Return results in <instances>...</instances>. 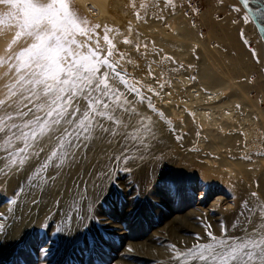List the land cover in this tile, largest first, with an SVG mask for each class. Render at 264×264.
Segmentation results:
<instances>
[{"label":"snow or ice","instance_id":"1","mask_svg":"<svg viewBox=\"0 0 264 264\" xmlns=\"http://www.w3.org/2000/svg\"><path fill=\"white\" fill-rule=\"evenodd\" d=\"M164 3L174 13V0ZM219 3L223 6L224 0ZM242 3L253 12L251 19H255L256 12L248 7L250 0ZM259 3L264 5V0ZM0 6L6 9L0 16V29L11 30V39L0 54V173L6 177L25 173L24 184L14 190L16 198L9 200V204L17 205L20 197H30L31 204L38 206L43 196L55 188L54 219L63 226L54 232L63 234L72 253L99 255L109 242L104 233H91L92 224L99 222L103 214L100 209L110 196L125 194L128 184L121 181L127 180L133 168L138 176L137 186L126 193L127 198L139 204L142 198L155 195L159 180L154 181L149 174L146 164L150 160L146 157L156 158L157 136L148 113L158 118L164 113L156 108L151 97H161L165 84L171 86L166 73L178 72L184 65L150 41V51L159 59L146 60L147 72L157 90L133 77L124 67L121 61L136 69L140 66L126 53L118 52L109 36L113 29L107 25L102 30L108 47L106 50L101 47L97 31L101 25L82 17L74 7V0H0ZM229 8L230 14H240L239 8L232 5ZM194 11L198 13L199 9ZM258 11L264 17V7ZM136 18L142 20L144 16L137 12ZM241 22L249 23V16L231 20L233 25ZM261 31L264 32V27ZM238 36L252 59L264 64L243 29ZM139 37L140 33H136L135 41L125 37L123 43L133 45L146 59L148 43H142ZM141 47L146 51L141 52ZM117 55L119 59L115 58ZM168 64L173 67H166ZM97 142L106 145L101 149L103 163L100 156L95 163L89 156ZM257 155L264 156V151ZM242 158L251 160L248 155ZM33 161H38V166ZM186 183L187 178L169 180L164 185V194L183 195ZM197 191L201 198L206 195ZM250 196L251 200L241 202L237 219L243 221L242 225H231L232 230L240 228V235H229V228L221 225V235L216 236L210 231L211 226L206 225L207 242H200L197 236L198 242L183 251L169 244L171 259L177 264H264V200L256 191ZM3 217L0 213V219ZM77 221L83 227L73 231ZM41 227L50 225L41 222ZM3 231L4 224L0 223V234ZM40 251L46 256L49 249L42 247Z\"/></svg>","mask_w":264,"mask_h":264},{"label":"rangeland","instance_id":"2","mask_svg":"<svg viewBox=\"0 0 264 264\" xmlns=\"http://www.w3.org/2000/svg\"><path fill=\"white\" fill-rule=\"evenodd\" d=\"M124 2L134 19V23L131 25L129 24V21H124L128 26H131V35L129 34V27L126 30L127 32H124L125 30L121 31V29L118 31V28L107 24V22L95 21L75 3L74 7L78 10L79 14L82 17H86L91 24L101 25V29H98L97 31L100 35V45L105 50L108 46L103 40V26L107 25L113 29V31L109 33V36L116 44L118 52L126 53L127 56H130L134 63L139 64L140 67L139 69H136L133 65L124 63V61H121V63L124 64V67L133 77L141 79L145 84H152L154 87H157V90H159L158 86L148 76L147 72L146 60L147 62H151L152 60L159 59V57L155 56L150 51L152 49L150 41H155L156 46L162 47L164 52L173 56L178 64L184 65V68L178 72L166 73V77L170 81L171 86L169 87L168 84H165L161 97H151L157 109L164 113L165 108L162 109L161 106H159L160 100L171 98V100L168 101L175 103L177 101H182L185 98L192 99L190 97L191 95H196V99H198L193 105L195 106V109H197L198 106H202V100L204 99L206 102V100L209 99L208 96L212 95L215 91H222L224 96L222 97L223 101L225 99L228 100V96L235 93L232 88H229L230 80H233L238 86L237 89H240L242 86L249 91L251 99L258 102L257 107L259 106L264 113V98L263 96H260L257 90L261 83L264 84L260 79L263 67H260L259 64L251 59L250 55L247 54L248 49L245 46L246 53L244 54L242 51L233 47L231 41L227 40L229 33L224 25L226 22L225 13L219 7L218 0H190V2L189 0H174V3L176 4L174 13L172 9L165 8L164 0H125ZM141 5H145L146 8H142ZM196 8L199 9L198 13L194 11ZM145 10L147 11V16H145ZM111 12L113 15H119L117 11L112 10ZM137 12H139L141 16H144V19L138 20L136 18ZM158 16H163L165 19H157ZM218 16H222L224 19H217ZM120 19L125 18L120 16ZM176 27H180V34L179 36L177 34V38L170 35V32ZM136 33H140L139 39L142 43H148L149 51L147 52L146 59L136 52L133 45L123 43L125 37L135 41ZM201 33H203V36H201ZM251 45L252 47L254 46L253 43H251ZM140 51L145 52L146 50L141 47ZM115 58L119 59V56L117 55ZM152 67L157 72L160 71L155 65H152ZM166 67L171 68L173 65L168 64ZM190 77H195V79H189ZM167 93H170V95ZM148 95L151 96L150 93ZM232 98L234 99V97ZM243 102L246 101L234 102L229 107L231 110L233 109L235 111L234 114H236V117L241 118L247 114L250 118L257 120L256 109L253 108V106L251 108V105H249L250 103ZM233 104H235V106ZM237 105H240L239 108ZM176 108L178 112H181L176 119L171 115L166 116L165 118L164 115L163 117L157 118L153 113H148L152 116L157 136V140L154 144L156 158L151 159L146 157V160H150V162L146 164L149 174L152 175L154 181L159 180V183L154 189L155 195H149L146 200L142 198L143 200L139 203L137 210L134 212L135 216L132 217H125L126 210H124L123 206V202L127 199V192L125 191V194H122L119 197L117 195L110 196L103 204L102 209H100L101 212L105 211L107 217L115 223L124 225L129 234L126 236H120L117 232L101 230L100 221L98 223H93L91 233L95 235L100 231L105 234V238L109 242L104 246L103 252L99 255L93 253L90 256L87 252L72 253L66 248L62 250L58 245L56 248H59L63 252L61 255V253L54 251V256H51L54 257V263L59 256L60 259L58 258V263L56 264H59L60 262L62 264H113L114 261L117 262L118 260L119 262L117 263L119 264H121V261L127 264L128 262L138 264V262L135 263L128 257L122 259L120 253L126 250L127 247H130L135 251L136 246L138 247L136 251H140V253L145 252L144 245H136V243L145 244L147 238L152 233L155 235L161 234L157 227L161 225L163 226L165 224L164 220L169 219L170 216L182 217L183 215H186L188 211L198 209L209 214L212 218L219 217L223 212H229L230 205H233L234 203L233 201L241 205L242 200H251L252 198L250 194L253 191L258 192L259 198L264 200V171L259 168L257 162L255 164L254 161L252 163L250 161L248 173H244L245 176H243V179H240L238 184H235L237 185L236 187L234 185V190H227L223 189L219 182L208 183L200 179L195 170L196 168L198 169V167L194 166V159L191 161L188 160V158L193 156V151L191 153H184L186 151L184 148L177 149L169 146L168 148L165 147V143H162V139L164 138L165 140L166 135L171 139L175 137V139L178 140L181 137H187L188 134L189 136L191 135L188 129L190 126L193 127V125L184 122V116H187L190 112L186 110L184 111L182 107ZM221 108L220 110H227L228 106ZM213 115L216 119L221 117V113L219 112H214L212 114L209 113L208 116ZM171 129H174L173 132L170 131ZM194 131V139L192 137L194 140L193 143L198 142V144H203L207 146L205 148H209V146H211V148L221 146V144L217 143V134L213 133V136L208 138L205 137L203 133L199 132V129L194 128ZM255 135L256 141L253 144L247 143L245 145V150L240 148L242 145L240 139L239 141H236L235 147L226 144L220 151H223V154H226V156L229 157H232L233 153L235 155L236 153L244 155V151H250V157L253 156L257 161V159L260 158V155H257L256 152L261 151V148L264 147V132L262 133L261 130L258 129L255 131ZM97 156H100V162L103 163L105 158L103 157L101 150L91 157L92 162H96ZM187 167H191L192 169H188ZM118 174L121 175V172ZM133 174H135V168H133L132 173L127 174V180H122L121 183H126L128 185L135 184L134 176H132ZM121 176H123V174ZM178 178H187L186 193L183 195H165L164 185L169 180ZM5 180H8V177L4 176L2 180H0V189H7ZM197 189L206 193V195L201 198L200 192L197 191ZM9 200H11V198L0 194V208L3 207V209H5L9 205ZM0 222H5V220L0 219ZM82 227L83 226H81V228ZM251 227L252 226L250 225L249 228L251 229ZM45 231L46 232L43 233L45 234V240L49 241L47 236L49 233L48 228H46ZM195 235L196 237L198 236L197 233H193L192 235H188L187 233L184 234L185 237H194ZM30 238L34 243L38 240L35 239V237ZM30 238L25 242L24 246H22L23 243L20 245V248L17 249L10 258V262H6L5 264H14L13 260L16 257L22 256L24 252H30L32 254L31 256H28V253L26 258H24L25 256L20 257L24 262L29 264L32 256H34L32 262H38V248H41V245L43 247L44 243L42 242L39 246H35L30 241ZM22 247H24V249H22ZM21 249L22 252H20ZM51 255H53V253ZM3 262V259L0 260V264H3ZM53 262L50 264H54Z\"/></svg>","mask_w":264,"mask_h":264},{"label":"bare ground","instance_id":"3","mask_svg":"<svg viewBox=\"0 0 264 264\" xmlns=\"http://www.w3.org/2000/svg\"><path fill=\"white\" fill-rule=\"evenodd\" d=\"M124 1L125 0H74V3L81 9H83L86 13H88L95 21L107 22V24L113 25L115 26V28H118V31H120L121 29V31L125 30L124 32H127L126 30L128 29V27L134 23V19L132 18L133 16L130 14V11L125 6ZM229 5L239 8L240 14L238 15L235 12H231L230 14ZM219 7L225 13L226 22L224 23V25L225 29H227L229 33V35L227 36V40L233 43V47L237 48L245 54V47L241 43L238 36V32L243 29L246 38L250 43H253V47L256 49L261 59L264 60V41L255 23L253 21L251 22V20L249 23L241 22L235 25L231 23V20L233 18L239 20V17L242 15L248 16L239 0H224V5L222 6L219 3ZM112 10L117 11L119 15H113V13L111 12ZM5 11L6 9L3 6H0V16H3ZM120 16H123L125 19H120ZM124 21H129L130 25L128 26L126 22L125 24ZM179 30L180 27H176L170 32V35L177 38L180 34ZM10 31L11 30L7 27L0 29V54H3V49L6 43L11 39V35L9 34ZM247 54L251 57L249 50ZM259 66L263 67V69L261 68L262 71L260 79L262 82H264V64H259ZM229 88H232L235 93L232 91L234 94L229 95L227 98L228 100L225 99L223 101L222 97L224 96L222 94V91H215L212 95L208 96V100L205 99L206 102L203 99L202 106H198L197 109H195V106H193L194 103L198 101V99H196V95H191L190 97L192 99L185 98L182 101L176 100V104L168 101L171 100V98H168L167 100H160L159 106H161L162 109L165 108L164 118L171 115L175 119L181 114V112H178L176 107H182L184 111L186 110L190 112V114L184 116V122H186L187 124L191 123V125H193V127L190 126L188 129L191 135L189 136L188 134L187 137H182V139L178 140L175 139V137L171 139L168 135H166V141L164 140V138L162 139V143H165V147L168 148L169 146L171 148L177 149L184 148L186 149L184 153H191L193 151V156L191 158H188V160L191 161L192 159H194V166L198 167V169L196 168L195 170L200 179L208 183L219 182L223 189L234 190V185L238 184L240 179H243V176L248 173V166L250 161L251 163L254 161L255 164L257 162L259 168L264 171V156H260L257 161L253 158V156H251V160H246L242 157H244L245 155L250 156V151H242L244 155H239L237 153L235 155L233 153V156L229 157L226 156V154H223V151L220 150L226 144L235 147L236 141H239L240 139L242 142L240 148H243L244 150L246 149L245 145L247 143L253 144L256 141L255 131L260 129L262 133L264 132V113L261 111L259 106L257 107L258 102L251 99L250 93L247 89L242 86L240 87V89H237L238 86L234 83L233 80H230ZM257 90L260 96H263L264 98V84L261 83L258 86ZM232 97H234V99ZM242 101H246L248 104L250 103V107L252 108L253 106V108L256 109L257 120L250 118V116L247 114L241 118L236 117V114H234L235 111L233 109L231 110L229 106L234 102ZM233 105L235 106V104ZM224 106H228L227 110H220V108ZM214 112L221 113V117L219 119H216L214 115L208 116L209 113L212 114ZM194 128L199 129V132L203 133L205 137L208 138H211L213 136V133L217 134L218 137L216 136V138L218 139V142H216L221 144V146H215L212 148L211 146H209V148H205L207 146L203 144H198V142L193 143L195 134ZM170 131L173 132L172 129ZM104 147H106V145H102L100 144V142H97L95 149L89 152V156L92 157ZM261 151H264V147L261 148ZM41 159H43V154ZM38 163V161H33V164L36 166H38ZM187 168L192 169L191 167ZM122 174L124 175L123 172H121V175ZM132 176H134L135 184H129L128 187L124 189L125 192L132 191L133 187L137 186L136 179H138V176L136 174H133ZM3 177L4 174L0 173V180H2ZM24 179V172L20 174H13L12 176L8 177V180H5L7 189H0V194L8 196L11 199L16 198L13 195V192L18 188L19 185L24 184ZM24 186L25 188H27V185ZM236 186L237 185H235V187ZM55 192V188L50 189L40 200V204L35 207L31 204L30 197H20L18 199L17 205L9 204L5 209H3V207L0 208V213L4 214V217L1 220H5V222H0L4 224V231L2 234H0V260H4L3 264H5L6 262H10V258L12 257L13 253L20 248V245H22V243V246H24L25 242L28 241L30 237H35V239H38L34 243L30 238V241L33 245L39 246L40 243L43 242V247H47L49 249V252L46 256L43 255L40 251V249L42 248L41 245V248H38V262L33 263L32 261L34 260V256H32L29 264H50L54 260V257H51L54 256V251L57 253H61V255L64 248L70 251L67 242L63 237V234L54 232L55 228L63 226L61 222H58L54 219V217L57 215L56 208L52 206ZM233 202V205H230L229 212H223L219 217L212 218V216H209V214H206L205 212H202L198 209L188 211L186 215L182 216L183 218L179 216H170L169 219L164 220L165 224L163 226L161 225L157 227L161 234L155 235L152 233L147 238L145 244L136 243V245H144L143 247L145 252L140 253V251H136V249L138 248L137 246L135 247V251L129 252L127 249L130 247H127L126 250L120 253V257H122V259L128 257L133 262H138V264H144L146 262V264H177L176 261L171 259L172 254L170 253L167 245L174 244L178 249L183 251L186 248L192 247L198 242L196 235L194 237H185V233H187L188 235L197 233V235L201 238L200 242H207L208 237L206 235V225L211 226L210 231H212L216 236L221 235V225H225L229 228V235H240L241 231L239 230V228L235 230L231 229V225L233 223H236L238 225H242L243 223L242 220L237 219L238 214L241 211V205H239L235 201ZM138 205L139 204H135L127 198L123 202L124 210H126L125 217L135 216L134 212L137 210ZM9 208H12V211H8ZM102 213L103 214L99 217L101 230L117 232L120 236H126L127 234H129L126 231L124 225L115 223L113 220L107 217L105 211H102ZM41 222H43V225H50V227H41ZM81 226L83 225H81L79 221H77L72 226V230L75 231L77 227ZM46 228H48L49 230L47 236L48 240H50L51 243H48V241L45 240V234L43 233L46 232ZM58 245L62 250L56 248ZM22 249H24V247H22ZM22 249L20 252H22ZM28 253L24 252L22 256H25L24 258H26L27 254L28 256L32 255L30 252ZM52 253L53 255H51ZM20 257H16L13 260L14 264H27L26 262H24V260L20 259ZM58 258L55 263L53 262L54 264L58 263ZM117 262H119V260ZM117 262L114 261L113 264H119ZM121 264L127 263L121 261ZM128 264L133 263L128 262Z\"/></svg>","mask_w":264,"mask_h":264},{"label":"flooded vegetation","instance_id":"4","mask_svg":"<svg viewBox=\"0 0 264 264\" xmlns=\"http://www.w3.org/2000/svg\"><path fill=\"white\" fill-rule=\"evenodd\" d=\"M248 7L252 8V10L254 12H256L255 22L258 24V26H260V28L264 27V17H262L260 15V12L258 11L261 7H264V5H260L259 0H250V4ZM246 13L248 14L247 11H246ZM252 15H253V12H252ZM248 16H249V14H248ZM249 18H250V16H249ZM250 20H251V22L253 21L251 18H250ZM257 29H258V27H257ZM258 31L260 32L259 29H258ZM260 34H261L263 41H264V32H260Z\"/></svg>","mask_w":264,"mask_h":264},{"label":"water","instance_id":"5","mask_svg":"<svg viewBox=\"0 0 264 264\" xmlns=\"http://www.w3.org/2000/svg\"><path fill=\"white\" fill-rule=\"evenodd\" d=\"M239 2L242 4L243 8L248 12L250 18H252V12H249V11L247 10V8H246V7L244 6V4L242 3V0H239ZM252 20H253V22L256 24V26L258 27V29L260 30V32H262V31H261L262 28H260V26H258V24L255 22V19H252Z\"/></svg>","mask_w":264,"mask_h":264}]
</instances>
